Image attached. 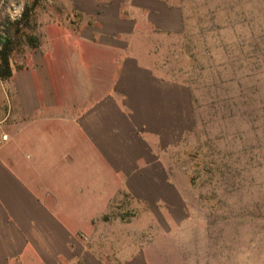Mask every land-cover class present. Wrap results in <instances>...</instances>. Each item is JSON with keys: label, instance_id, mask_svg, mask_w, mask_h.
Wrapping results in <instances>:
<instances>
[{"label": "crops", "instance_id": "1", "mask_svg": "<svg viewBox=\"0 0 264 264\" xmlns=\"http://www.w3.org/2000/svg\"><path fill=\"white\" fill-rule=\"evenodd\" d=\"M37 3L0 36V264H176L201 224L161 142L190 108L157 56L180 0Z\"/></svg>", "mask_w": 264, "mask_h": 264}, {"label": "rangeland", "instance_id": "2", "mask_svg": "<svg viewBox=\"0 0 264 264\" xmlns=\"http://www.w3.org/2000/svg\"><path fill=\"white\" fill-rule=\"evenodd\" d=\"M37 2L0 0V36L15 31L22 40ZM180 2L183 29L160 42L157 56L164 71L187 85L191 113L186 108L178 121L190 129L171 130L161 142L163 158L193 206L192 220L201 224L176 239L189 247L176 264H260L264 0ZM140 219L150 216L144 211Z\"/></svg>", "mask_w": 264, "mask_h": 264}, {"label": "trees", "instance_id": "3", "mask_svg": "<svg viewBox=\"0 0 264 264\" xmlns=\"http://www.w3.org/2000/svg\"><path fill=\"white\" fill-rule=\"evenodd\" d=\"M11 74V67H10V63H9V45H8V39H5L4 41H2V47L0 49V78H7L9 75ZM190 108L188 109L187 107V110H189L188 113H191V106H192V101H191V98H190ZM186 111V110H185ZM186 114V112H184ZM184 113L180 114V115H184ZM180 115H177L175 117V119L173 121L170 122L169 124V127H168V131L170 130H180V131H186L187 129H190L185 127V129H183L182 126H179L181 125L180 122L178 121V118ZM191 116V114H190ZM178 130V131H179ZM169 131V132H170ZM167 132V133H169ZM166 133V135H167ZM164 138V137H163Z\"/></svg>", "mask_w": 264, "mask_h": 264}, {"label": "built area", "instance_id": "4", "mask_svg": "<svg viewBox=\"0 0 264 264\" xmlns=\"http://www.w3.org/2000/svg\"><path fill=\"white\" fill-rule=\"evenodd\" d=\"M2 47V40H1V37H0V49ZM260 264H264V262L260 263Z\"/></svg>", "mask_w": 264, "mask_h": 264}]
</instances>
